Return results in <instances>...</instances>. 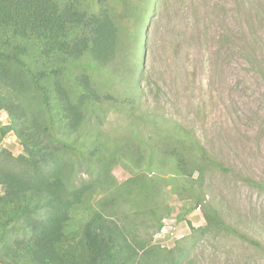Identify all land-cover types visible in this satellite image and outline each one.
<instances>
[{
    "label": "trees",
    "instance_id": "obj_1",
    "mask_svg": "<svg viewBox=\"0 0 264 264\" xmlns=\"http://www.w3.org/2000/svg\"><path fill=\"white\" fill-rule=\"evenodd\" d=\"M152 5L153 0H0V111L7 118L0 123V264H184L200 238L225 233L264 250L205 202V171L226 170L196 140L181 136L151 146L139 137L142 149L134 153L123 145L110 147L91 128L100 104L124 107L130 92L139 93L145 38L140 31ZM125 18L133 19L136 31L119 102L109 86L121 79L110 68ZM9 137L20 146L16 156L3 146ZM157 157L159 164L174 163L172 172L185 181L175 194L183 199L184 193L204 223L195 229L187 221L190 237L172 248L155 238L171 217L170 207L158 208L166 179L146 174ZM118 162L145 165L146 172L116 185L110 173ZM241 179L264 192V184ZM122 206L132 212L121 215ZM173 220L174 227L183 215Z\"/></svg>",
    "mask_w": 264,
    "mask_h": 264
},
{
    "label": "rangeland",
    "instance_id": "obj_2",
    "mask_svg": "<svg viewBox=\"0 0 264 264\" xmlns=\"http://www.w3.org/2000/svg\"><path fill=\"white\" fill-rule=\"evenodd\" d=\"M111 4L112 11L121 12L115 2ZM152 6L140 31L145 38L139 93L130 92L124 107L110 101L100 104L99 120L92 118L91 128L110 147L123 145L134 153L136 147L142 149L139 137L151 146L181 136L196 140L226 170L210 166L205 171L200 186L205 202L213 203L227 224L264 248V192L241 179L264 184V0H153ZM121 26V48L110 68L121 80L109 86L119 102L124 99L122 79L129 78L132 67L136 31L132 18H125ZM0 123H7L2 111ZM3 146L14 156L21 152L12 137ZM158 160L146 174L166 179L157 200L159 209L171 208V217L163 220L168 228L161 244L172 248L176 240L190 237L188 222L195 229L204 223L198 207L193 210L184 193L183 199L175 194L185 181L172 172L174 163L162 159V165ZM142 168L118 162L110 175L120 185L145 173ZM102 196L96 193L93 202ZM127 209L122 206L121 215L132 212ZM175 215H183V220L171 227ZM263 251L225 233L200 238L184 264H264Z\"/></svg>",
    "mask_w": 264,
    "mask_h": 264
},
{
    "label": "built area",
    "instance_id": "obj_3",
    "mask_svg": "<svg viewBox=\"0 0 264 264\" xmlns=\"http://www.w3.org/2000/svg\"><path fill=\"white\" fill-rule=\"evenodd\" d=\"M171 222H174V221H171ZM171 222H170V226L173 227V224H174V223L171 224ZM167 228H168L167 224L164 223V227L162 228L161 232L158 233V235L156 236V238H158V239H163L164 236H165V234L167 233ZM169 229H170V228H169Z\"/></svg>",
    "mask_w": 264,
    "mask_h": 264
}]
</instances>
